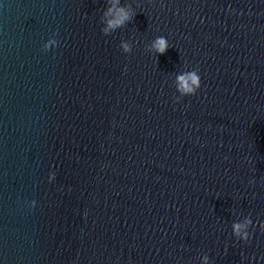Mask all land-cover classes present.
Here are the masks:
<instances>
[{"label":"water","instance_id":"1","mask_svg":"<svg viewBox=\"0 0 264 264\" xmlns=\"http://www.w3.org/2000/svg\"><path fill=\"white\" fill-rule=\"evenodd\" d=\"M121 7L0 0V264H264V0Z\"/></svg>","mask_w":264,"mask_h":264},{"label":"clouds","instance_id":"2","mask_svg":"<svg viewBox=\"0 0 264 264\" xmlns=\"http://www.w3.org/2000/svg\"><path fill=\"white\" fill-rule=\"evenodd\" d=\"M108 3L111 8L105 18L107 22V27L104 31L105 36H111L114 32L126 28L135 18V13L133 11L125 10L121 7V0H108ZM52 43H55V41L53 40ZM123 47L124 51H131L130 46L125 45ZM153 47L157 52L163 54L168 47L167 38L163 36L157 37L156 41H154ZM177 81V90L180 93V96L194 95L202 85L201 77L195 69L178 76ZM177 99H179V97H177ZM252 226V219L246 217L243 221L233 223L232 232L236 238L247 240L250 237L251 233L249 229ZM262 227H264V225H262ZM202 260L203 264H209V258L207 256H204Z\"/></svg>","mask_w":264,"mask_h":264}]
</instances>
